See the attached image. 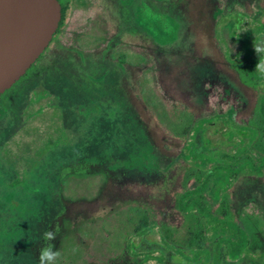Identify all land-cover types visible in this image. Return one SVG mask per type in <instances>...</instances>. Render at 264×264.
I'll return each mask as SVG.
<instances>
[{"label":"rangeland","instance_id":"1","mask_svg":"<svg viewBox=\"0 0 264 264\" xmlns=\"http://www.w3.org/2000/svg\"><path fill=\"white\" fill-rule=\"evenodd\" d=\"M67 1L58 44L0 97V264H39L47 243L55 264H134L127 239L153 221L187 238L206 223L175 203L216 164L205 154L255 162L220 199L218 177L205 192L231 221V232L212 227L210 250L223 264H264V82L247 74L264 62L253 47L264 45V0ZM208 118L258 133L208 146ZM153 233L138 249L165 250Z\"/></svg>","mask_w":264,"mask_h":264},{"label":"trees","instance_id":"2","mask_svg":"<svg viewBox=\"0 0 264 264\" xmlns=\"http://www.w3.org/2000/svg\"><path fill=\"white\" fill-rule=\"evenodd\" d=\"M63 13L65 16L66 13V6L63 5ZM63 26V21L61 23V27ZM259 34V32H257ZM231 57V56H229ZM232 60V58H230ZM235 59V58H234ZM254 64H256V61L253 60L251 62V66L247 68V74L249 77L255 79V80H261L264 82V74H258V72H254ZM257 87H259L260 84L256 83ZM261 95L259 99L258 104V113L264 118V89L261 87L259 89ZM202 120V122H207V124H213L211 120L208 118ZM226 124H232L230 121L226 119ZM205 124V123H204ZM203 124V125H204ZM217 125V124H215ZM233 130L231 129H222L224 131V135L230 131L231 135L234 136L237 139H241V141L248 142L250 139L244 138L240 135V130H243L246 128V132L248 133L250 130L255 131L256 135L258 133V130L256 128L248 127V126H237L235 124ZM197 128H191L190 131L192 133V130L194 131V134L192 133V140L195 137V132L199 130L198 126ZM138 132H140V129L137 128ZM197 130V131H196ZM245 131V130H244ZM249 134V133H248ZM253 141V140H252ZM251 141V142H252ZM190 144V142H189ZM252 144V143H251ZM187 151L190 148V145L186 146ZM240 151V149H239ZM263 159L262 164H264V152H263ZM204 162H207L208 160H211L212 163H216L214 166L206 167L205 173L202 175L200 182L198 185L194 188H188L185 189L182 193L179 194L175 207L176 209L188 220L192 219L194 215L199 216L202 218L203 222L206 223L205 225L199 226L198 230L192 231L189 229V236L185 239H176L175 237H170L164 234V232L175 234L176 230L172 229L165 225H159L156 222H151V224H142L143 226L139 227V230L134 232L133 235H130L127 239L126 243V252L127 254L131 255L135 261L134 264H223V251L222 250H216L212 249L210 250V247L213 245L209 239V233L212 231V227L216 226L221 229H225L226 231L231 232L229 227H226L224 224L231 222L229 220H225L223 217H218L217 213H213L210 211L209 205L205 202L204 196L205 192H207V189L210 187V184L213 180V178L218 177L217 183L214 187V199L218 200L222 197V195L232 186V184L236 180V176L245 169L246 163H251L253 167H255V162L253 160H246L243 163L241 162L239 164L240 167H231L229 164H236L235 161H230L228 159H222V158H216L209 156L208 154L204 155ZM202 160V162H203ZM257 167V166H256ZM251 172H261L263 171V167H259L258 170L255 169H249ZM187 200V202H186ZM144 223L146 222L145 217ZM142 220V219H141ZM143 221V220H142ZM222 222V223H220ZM236 224V223H234ZM236 230L243 233V228L239 227V225L236 224ZM154 230V235H159L158 239L160 241H157L156 239L150 238V241L155 242V244L162 245L163 249L158 250H146V248H140V242H142L143 237L145 235L150 234V232ZM234 230L235 232H237ZM174 232V233H173ZM238 233V232H237ZM240 233V234H241ZM241 241V240H240ZM146 242V241H145ZM146 244V243H144ZM210 244H212L210 246ZM249 243L246 242V248ZM243 253V252H242ZM241 253V255H243ZM240 255V254H239ZM131 264V263H129Z\"/></svg>","mask_w":264,"mask_h":264},{"label":"water","instance_id":"3","mask_svg":"<svg viewBox=\"0 0 264 264\" xmlns=\"http://www.w3.org/2000/svg\"><path fill=\"white\" fill-rule=\"evenodd\" d=\"M61 20L59 0H0V97L47 50ZM205 138L208 146H215L218 129Z\"/></svg>","mask_w":264,"mask_h":264},{"label":"clouds","instance_id":"4","mask_svg":"<svg viewBox=\"0 0 264 264\" xmlns=\"http://www.w3.org/2000/svg\"><path fill=\"white\" fill-rule=\"evenodd\" d=\"M255 53H264V45H253ZM256 71L264 74V62H258L256 65ZM58 229H48L43 232L42 239L46 242L55 241L57 238ZM60 256V252L55 249L54 244L47 243L39 251L38 261L39 264H55V261Z\"/></svg>","mask_w":264,"mask_h":264},{"label":"flooded vegetation","instance_id":"5","mask_svg":"<svg viewBox=\"0 0 264 264\" xmlns=\"http://www.w3.org/2000/svg\"><path fill=\"white\" fill-rule=\"evenodd\" d=\"M60 1V3H61V5H62V20H61V22H60V27H59V29H58V31L56 32V34L54 35V37H53V39H52V42L50 43V45H49V47L51 48V46L53 45V44H58V42H57V38H58V36H59V34L61 33V30H62V28H63V26H64V24H65V21H66V18H67V14H68V7H69V1H65V3H63L62 2V0H59ZM63 5H65L66 6V13H65V16H64V13H63ZM62 21H63V26L61 27V23H62ZM48 47V48H49ZM47 48V49H48ZM49 48V49H50ZM44 54V53H43ZM42 54V55H43ZM41 58V57H40ZM39 58V59H40ZM38 59V60H39ZM212 128L213 129H218V136H220V139H219V141L222 139V137H224V131H222V129L220 128V127H217L215 124H208V130H207V133H206V135L208 134V133H210L211 131H212ZM219 141L215 144V145H217L218 143H219Z\"/></svg>","mask_w":264,"mask_h":264}]
</instances>
